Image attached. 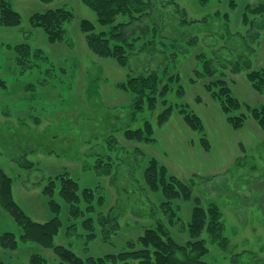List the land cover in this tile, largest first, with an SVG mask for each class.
I'll list each match as a JSON object with an SVG mask.
<instances>
[{"label": "rangeland", "instance_id": "rangeland-1", "mask_svg": "<svg viewBox=\"0 0 264 264\" xmlns=\"http://www.w3.org/2000/svg\"><path fill=\"white\" fill-rule=\"evenodd\" d=\"M8 1L21 24L0 27V80L6 86L0 91V169L12 178L13 199L21 210L37 223L52 219L54 213L42 189L60 175L93 189L96 213H85L82 200L84 213L70 219L68 205L58 196V180L53 188L62 222L54 243L85 259L128 250L127 244L136 242L158 220L175 240L187 241L186 225L198 198L201 205L213 202L220 207L224 236L234 254L240 255L237 264H264V129L250 111L264 107V84L256 91L247 78L251 71L264 69V36L249 57V70L241 67L239 59V47L249 41L244 35L248 26L242 25L244 8L264 0H235L234 10L229 9V0H152L148 18L158 20L160 26L154 32L151 24L147 34L157 36L139 40L127 68L88 48L80 22H93L97 31L102 27L82 0ZM57 8L69 11L73 18L65 25L63 41L51 44L39 28L30 25L29 17ZM225 15L232 37L224 30ZM148 20L133 26L144 27ZM17 44H28L35 53L22 60V65L7 47ZM204 60L211 61L212 77L196 76ZM236 61L240 69L233 73L231 64ZM151 70L169 85L166 104L158 103L154 112L145 110L133 119L132 95L116 85L127 75ZM208 79L224 82L236 102L230 104L227 95L218 97L217 87L208 91ZM166 107L172 108L171 115L159 127L157 116ZM180 110L196 115L201 130L193 131ZM230 116L245 117L240 128H234ZM146 121L154 131L152 141L136 143L122 137L124 130L140 128ZM111 135L116 142L109 141ZM150 157L183 183H191L190 201L170 204V213L162 211V196L149 191L142 179ZM25 159L32 167L21 166ZM102 163L111 164L109 175L97 173L95 166ZM101 211L112 212L116 222H109L102 232L94 225L93 231V224L85 222L89 216L96 220ZM110 224L115 225L112 230ZM92 231L96 234L90 237ZM6 232L17 237L21 233L0 209V235ZM207 247L209 264H234L227 251L209 242ZM34 255L44 258V264H64L51 250L33 243L19 241L16 249L0 246V264H31Z\"/></svg>", "mask_w": 264, "mask_h": 264}, {"label": "trees", "instance_id": "trees-1", "mask_svg": "<svg viewBox=\"0 0 264 264\" xmlns=\"http://www.w3.org/2000/svg\"><path fill=\"white\" fill-rule=\"evenodd\" d=\"M40 1L47 4L53 0ZM82 2L94 12L96 24L102 27L101 30L97 31V26L93 22L85 19L80 22V30L85 34L88 48L98 57L111 58L122 68H127L129 56L136 49L139 40L147 39L150 36H157L156 33L150 36L147 34L150 31L149 27L151 24L153 25L154 32L160 26V23H157L158 20L154 22L153 19L150 21V18H148L152 11V0H82ZM228 7L230 10H234L236 8L235 0H229ZM217 15L219 16V14ZM72 16V13L62 8L48 9L41 13H33L29 17V22L32 27L39 28L43 32L49 43L54 44L63 41L65 25L71 21ZM250 17L253 18L250 20ZM146 18L149 20L148 22L144 21V27H141L140 24L133 26L134 23H140ZM224 19L226 21L224 30L228 37H232L228 29V15H225ZM20 24L21 17L13 10L9 1L0 0V27L10 28L19 26ZM242 25L244 27L248 26V30H246L244 35L249 38V41L244 40L241 47H239V59L243 61L241 67L249 70L251 68L249 57L258 46L259 39L264 36V33L261 34V32H264V3H260L254 7L247 4L244 8ZM136 27H138L137 31L135 30ZM237 33L240 35V32ZM141 34L143 35L141 36ZM144 35L145 38H143ZM244 35L239 36V38H243ZM153 40L151 39V41ZM193 42L195 43L196 40L194 39ZM252 43H255V47L250 46ZM7 47L17 55L19 65H22V60L31 54L32 56L35 55L34 51L31 50L32 47L28 44H17ZM37 51L42 55V50ZM239 65L238 61L231 64V71L238 73L240 69ZM212 72L210 60L203 61L202 72L195 70L196 76L199 77L204 74L212 77ZM247 78L256 91L260 90V87L264 84V69L251 71ZM168 80L173 82V77H169ZM5 87V82L0 80V91ZM213 87L219 89L220 92L217 93L218 97L227 95L230 104L236 102L229 94V88L221 80H209L207 83L205 82V88L208 91H211ZM116 88L132 95L131 107L133 109V119L145 110L154 112L158 103L165 106L166 97L170 91L167 82H163L155 70L127 75L123 82L116 85ZM250 111L252 118L264 129V107L251 109ZM171 112L172 108L166 107L157 116V125L159 127L167 123ZM180 114L183 115L184 121L193 131L201 130L200 120L196 115L185 113L184 110H180ZM228 119L229 121H234V128H240L245 117L230 116ZM36 124L38 125L39 122L36 121ZM121 135L127 141L147 143L153 140L154 131L151 123L146 121L142 127L126 129ZM109 141L116 142L114 135L109 136ZM201 144L207 145L205 138L201 139ZM138 151V153L144 154L140 149ZM21 166L30 168L32 167V163L27 162L25 159L21 163ZM110 166L111 164L102 163L95 166V168L98 174L104 173L105 175H109ZM142 179L149 191L162 196V201H160L159 205L165 213L172 211L170 204L177 201H190L193 198L191 183L185 184L182 180L177 179L168 172L165 166L158 163L154 158L150 157L147 160L142 172ZM56 180L60 183L58 196L68 205L70 219H76L77 216L84 213L80 206L82 200L86 207L85 213H96L95 206L93 205L95 204L93 189L82 188L76 180L67 174L57 176ZM55 181L49 180L48 185L46 184L42 189V194L48 198V206L51 212L54 213V217L48 222L37 223L16 204L12 195V178L0 169V209L8 214L17 226V229L20 228L21 231L18 237L12 232L0 235V246L2 248L16 249L19 241L33 243L43 249L51 250L64 264H116L119 261L124 264H128V261H134L137 264H209L207 261L209 255L207 244L209 242L211 245H216L220 250L227 251L231 256L232 263H238L240 255L234 254V251L229 248L228 239L224 236L225 229L220 207L213 202L201 205L198 198H194L195 206L192 209L190 221L186 225V233L189 237L187 241L182 243L175 240L166 230L164 224L158 220L155 227L145 229L136 242H129L127 244L128 250L119 252L118 254H109L102 257L88 256L82 259L70 248L54 243V239L62 226V222L58 217L61 206L53 199ZM103 198L102 195L98 197L99 206L102 205L101 199ZM111 214L112 212L105 214L101 211L96 220H92L91 216H89L85 225L92 223L93 226L91 227L93 231L95 230V225L102 232L103 228L105 229L109 226V222H116L117 217H111ZM167 220L173 224L172 219L167 217ZM110 225V230H112V227L115 225ZM92 232L88 234L90 237L96 234ZM44 263L45 259L40 256L34 255L31 258V264Z\"/></svg>", "mask_w": 264, "mask_h": 264}]
</instances>
